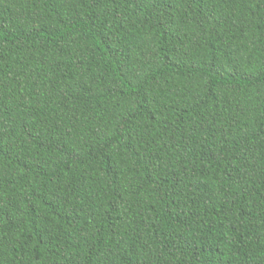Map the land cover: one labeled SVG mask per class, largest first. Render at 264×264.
<instances>
[{"label": "trees", "instance_id": "obj_1", "mask_svg": "<svg viewBox=\"0 0 264 264\" xmlns=\"http://www.w3.org/2000/svg\"><path fill=\"white\" fill-rule=\"evenodd\" d=\"M0 264H264V0H0Z\"/></svg>", "mask_w": 264, "mask_h": 264}]
</instances>
